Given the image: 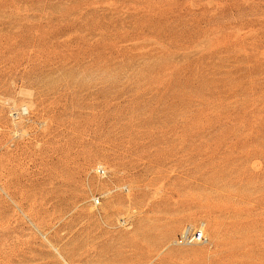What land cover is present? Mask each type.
<instances>
[{"label":"rangeland","instance_id":"rangeland-1","mask_svg":"<svg viewBox=\"0 0 264 264\" xmlns=\"http://www.w3.org/2000/svg\"><path fill=\"white\" fill-rule=\"evenodd\" d=\"M0 264H264V0H0Z\"/></svg>","mask_w":264,"mask_h":264},{"label":"built area","instance_id":"built-area-1","mask_svg":"<svg viewBox=\"0 0 264 264\" xmlns=\"http://www.w3.org/2000/svg\"><path fill=\"white\" fill-rule=\"evenodd\" d=\"M95 174L103 178L106 176V171L100 167L95 170ZM96 204H98V201H96ZM176 239H187V246H191L194 244H201L205 241L204 235L202 231H199L197 229H191L189 227H184L181 231L178 232L176 235L173 244H176Z\"/></svg>","mask_w":264,"mask_h":264},{"label":"bare ground","instance_id":"bare-ground-1","mask_svg":"<svg viewBox=\"0 0 264 264\" xmlns=\"http://www.w3.org/2000/svg\"><path fill=\"white\" fill-rule=\"evenodd\" d=\"M22 111H24V110H22ZM191 229H194V228H191ZM197 230L202 231V233L204 235V232L201 228H198ZM204 238H205V236H204ZM176 245L177 246H187V239H177Z\"/></svg>","mask_w":264,"mask_h":264}]
</instances>
